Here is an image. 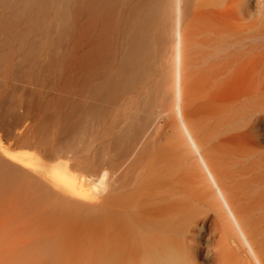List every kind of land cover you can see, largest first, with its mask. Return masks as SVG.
Segmentation results:
<instances>
[{
	"label": "bare ground",
	"instance_id": "bare-ground-1",
	"mask_svg": "<svg viewBox=\"0 0 264 264\" xmlns=\"http://www.w3.org/2000/svg\"><path fill=\"white\" fill-rule=\"evenodd\" d=\"M246 5L247 0H167L163 9L170 20L179 133L170 148L183 144L198 175H117L94 203L53 197L36 181L23 192L11 190L15 198L23 195L26 210L19 211L25 222L0 224V264H264V194L258 186L264 179V23ZM160 11L158 2L152 12ZM195 63L202 66L200 119L193 114L185 73ZM10 157L26 163L21 154ZM228 162L238 165L239 175L225 173ZM104 177L98 185L105 187ZM55 180L68 183L58 171ZM68 180L80 196L98 186ZM68 211L82 219L68 221ZM48 216L65 220L40 221Z\"/></svg>",
	"mask_w": 264,
	"mask_h": 264
},
{
	"label": "rangeland",
	"instance_id": "rangeland-1",
	"mask_svg": "<svg viewBox=\"0 0 264 264\" xmlns=\"http://www.w3.org/2000/svg\"><path fill=\"white\" fill-rule=\"evenodd\" d=\"M158 2L161 11L154 15ZM165 3L0 0V224L25 222L19 211L26 210L23 195L9 193L23 192L34 181L55 193L53 197L94 203L117 175L140 180L160 172L198 175L183 144L170 148L179 133ZM245 8L264 23V0H247ZM201 69L195 63L185 71L194 95L189 98L193 114L199 119ZM147 119L151 121L144 131ZM12 154L26 156V163L11 159ZM79 164L89 171L82 167L84 173ZM225 166L227 175H239L235 163ZM57 171L68 183L55 180ZM103 174L105 187L98 185ZM68 178L98 186L80 196ZM258 186L264 194V179ZM110 194L119 195L115 190ZM65 214L68 221L82 219L75 212ZM47 219L65 220L48 216L40 221Z\"/></svg>",
	"mask_w": 264,
	"mask_h": 264
}]
</instances>
